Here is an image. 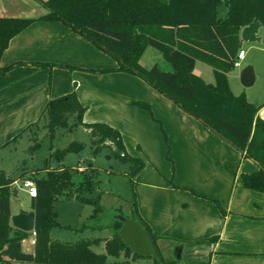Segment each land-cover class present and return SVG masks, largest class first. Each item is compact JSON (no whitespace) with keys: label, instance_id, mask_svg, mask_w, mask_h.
Wrapping results in <instances>:
<instances>
[{"label":"crops","instance_id":"obj_1","mask_svg":"<svg viewBox=\"0 0 264 264\" xmlns=\"http://www.w3.org/2000/svg\"><path fill=\"white\" fill-rule=\"evenodd\" d=\"M45 1L0 0V17L37 18ZM14 63L23 64L0 75V151L49 100L75 92L83 122L116 129L126 153L142 162L132 195L164 261L264 264V195L241 182V174L258 171L254 161L140 78L113 71L116 61L61 22L35 21L12 38L0 68ZM248 101L264 120V100ZM26 244L34 248L33 237Z\"/></svg>","mask_w":264,"mask_h":264},{"label":"trees","instance_id":"obj_2","mask_svg":"<svg viewBox=\"0 0 264 264\" xmlns=\"http://www.w3.org/2000/svg\"><path fill=\"white\" fill-rule=\"evenodd\" d=\"M41 4L46 13L37 18L0 17V53L6 50L12 38L35 21L65 24L116 61L118 67L113 71L140 78L258 164L257 172L241 174V182L244 189L264 195V120L257 116L260 107L250 103L243 94L234 95L227 78L241 51V30L254 19L264 26V0H47ZM148 47L161 54L170 71H163L157 64L149 69L141 67L139 61ZM197 61L212 68L213 83H205L194 74ZM22 64L0 68V75ZM34 65L54 67L48 63ZM137 105L147 108L142 103ZM85 111L75 92L51 99L38 120L18 133L10 144L26 134L34 143L28 148L32 152L40 145L36 139L39 131H45V136L51 139L58 129L81 126L90 136L93 156L108 148L109 158L129 166L127 178L132 188L142 162L126 153L116 129L104 123L83 122ZM70 119L74 120L72 124ZM82 147L80 143L71 142L64 149L50 150L48 163L54 161L56 167L46 163L43 177H31L36 187V196L29 197V211L35 215L31 233L11 225L10 203L16 191L12 186L17 179L0 170V264H107L108 256L117 258L121 253L126 257L131 255L132 262L127 264H179L166 262L159 254L155 235L135 208L134 195L131 219L138 222L154 242L158 259L150 258L152 263H145L149 258L132 253L122 243L118 221L113 222L112 238L62 243L50 237V231L59 226L54 211V203L58 200L75 198L90 204L94 208L93 216L100 210L99 196H87L96 191V170L90 165L84 171H77L81 179L75 183L72 180L74 170L62 164L66 154L77 153ZM30 236L34 240L33 253H26L22 242ZM100 243L104 244L105 254H96L90 249Z\"/></svg>","mask_w":264,"mask_h":264},{"label":"rangeland","instance_id":"obj_3","mask_svg":"<svg viewBox=\"0 0 264 264\" xmlns=\"http://www.w3.org/2000/svg\"><path fill=\"white\" fill-rule=\"evenodd\" d=\"M258 37L260 38L259 43L242 41L240 50L245 54L244 60L239 62L240 67H234L227 75L230 89L234 95L243 94L247 100L260 102L264 100V26L259 29ZM155 64L163 71L170 70L161 54L156 49L148 47L142 54L140 65L149 69ZM248 65L253 67L257 81L251 87L244 88L236 75H239L241 68ZM194 74L200 75L205 83L214 82L212 68L202 61L196 62ZM73 122L74 120L70 119L69 123ZM36 139L40 141V145L32 152L28 148L34 143L28 139L26 134L18 138L16 143H12L5 150L0 151V170L11 178L17 179L12 186L16 190L10 203L12 214L15 215L20 210L29 211V197L19 188L21 182L32 179L31 177L41 178L45 175L43 168L48 163L50 150H61L71 142H77L82 144V149L77 153L66 154L62 164L64 167L74 170L72 180L75 183L81 179V174L77 172L78 166L87 168L91 165L96 170L95 177L98 181L96 191L87 196L92 198L99 196L100 210L96 216H93L94 208L90 204L80 202L75 198L58 200L54 203V211L57 214L59 226L50 231V237L62 243L112 238L115 233L113 226L115 217L121 215L131 218L133 193L126 175L128 165L109 158L108 148H104L101 153L93 156L90 136L81 126H75L70 130L58 129L51 139L45 136V131H39ZM90 162L92 163L90 164ZM48 165L56 167L57 163L50 161ZM23 167L27 174L20 176ZM33 173L35 175H32ZM27 245L24 246L23 251L33 253V247L28 249ZM90 249L96 254H105L103 243L92 246ZM106 262L107 264H127L132 262V257L131 255L126 257L121 253L117 258L108 256ZM144 262L152 263V259H146Z\"/></svg>","mask_w":264,"mask_h":264},{"label":"water","instance_id":"obj_4","mask_svg":"<svg viewBox=\"0 0 264 264\" xmlns=\"http://www.w3.org/2000/svg\"><path fill=\"white\" fill-rule=\"evenodd\" d=\"M261 24L254 19L251 24L244 27L240 32V39L246 43H259L258 31ZM255 81V73L252 66H245L239 73V82L244 88H249ZM259 168V165L256 164ZM34 212L20 210L17 214L10 218L13 228L20 231L31 233L34 230ZM114 221L120 223L118 235L122 243L129 248V250L144 258H152L157 260L158 253L152 238L149 233L141 227V225L134 219L126 218L121 215L115 217Z\"/></svg>","mask_w":264,"mask_h":264},{"label":"built area","instance_id":"obj_5","mask_svg":"<svg viewBox=\"0 0 264 264\" xmlns=\"http://www.w3.org/2000/svg\"><path fill=\"white\" fill-rule=\"evenodd\" d=\"M244 52L243 51H239L238 55H237V60L236 62L234 63V67L235 68H238L240 67V64L239 62L242 61L244 59ZM19 188L25 192V194L28 196V197H35L36 196V187L33 183L32 180L30 179H26L24 181L21 182V185L19 186Z\"/></svg>","mask_w":264,"mask_h":264}]
</instances>
